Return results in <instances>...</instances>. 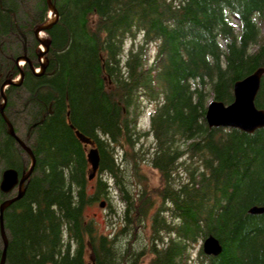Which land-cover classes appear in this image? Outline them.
Returning a JSON list of instances; mask_svg holds the SVG:
<instances>
[{
    "label": "trees",
    "instance_id": "trees-1",
    "mask_svg": "<svg viewBox=\"0 0 264 264\" xmlns=\"http://www.w3.org/2000/svg\"><path fill=\"white\" fill-rule=\"evenodd\" d=\"M50 3L43 72L3 93V115L34 158L21 198L2 213L4 264H139L147 254L149 264H264V128L246 135L204 122L209 103L229 106L233 85L264 69V0ZM47 12L45 0H0V85L17 77L16 29L42 26ZM141 100L154 106L145 134L135 127ZM253 105L264 112V75ZM74 131L96 150L93 186ZM147 137L152 154L139 143ZM143 163L158 174L154 194L138 187ZM29 165L0 117V174L20 178ZM110 193L122 225L100 235L83 210ZM14 196L0 193V204ZM209 237L221 252L199 248L191 259Z\"/></svg>",
    "mask_w": 264,
    "mask_h": 264
},
{
    "label": "water",
    "instance_id": "water-1",
    "mask_svg": "<svg viewBox=\"0 0 264 264\" xmlns=\"http://www.w3.org/2000/svg\"><path fill=\"white\" fill-rule=\"evenodd\" d=\"M45 2L48 12L53 15V20L47 22L44 26L38 27L34 32L35 35H38V33H46L57 20L56 11L51 5L50 0H45ZM8 13L11 14L10 11H8ZM42 46L44 47V52H47L48 43H43ZM39 57H41V55ZM43 70L44 68L40 67L39 73L34 75H41ZM263 75L264 69H258L242 81L235 83L232 87L233 101L229 106L225 107L220 103H209L204 114V122L206 127L208 129L236 130L246 135H250L258 130L263 129L264 112L256 110L253 105L255 96L259 89L260 80ZM22 78L23 75L20 73L18 79L15 82L5 81L0 85V117L7 127L9 137L15 140L19 149L25 154L30 164L28 171L20 178H18V175L12 170H5L0 174V193L2 195H7L15 190V196L13 198L0 204V241L2 243L0 264H4L5 249L7 246L2 225V213L12 203L18 201L21 198L23 194V186L30 177L34 165V158L29 148H27L15 136L13 128L3 115V109L6 103L5 97L3 95L4 91L9 87H18L22 81ZM70 130H73L72 127H70ZM74 136L81 145L89 147L85 157L86 162L90 167L87 181L91 182L98 167V157L96 150L93 148V143L81 136L78 132L74 131ZM248 213L250 215L256 216L261 215L263 210L252 208ZM201 251L206 256L215 257L221 252V247L215 239L209 237L202 242Z\"/></svg>",
    "mask_w": 264,
    "mask_h": 264
},
{
    "label": "rangeland",
    "instance_id": "rangeland-1",
    "mask_svg": "<svg viewBox=\"0 0 264 264\" xmlns=\"http://www.w3.org/2000/svg\"><path fill=\"white\" fill-rule=\"evenodd\" d=\"M50 17H52L53 20V15H50L49 12L46 13V22H49ZM51 20V21H52ZM42 41L44 42L46 40V37L44 34H42ZM45 39V40H44ZM46 43V42H44ZM141 39L138 37L135 41V45H140ZM132 43L130 41H127L124 44V52H123V62L125 61V55L126 53L131 49ZM39 48L44 51V47L42 45L39 46ZM155 54V49L151 45L145 48L144 51V59H145V66L148 68L151 65V62L153 61ZM40 63H44L42 57L39 58ZM39 70V69H38ZM17 78V77H16ZM16 78L13 80V82L16 81ZM137 117L135 120V127L139 132L142 134H145L148 132V119L150 115L152 114L154 110V106L151 105V103L146 102L145 100H141L139 102V105L137 106ZM20 125L17 126V128L20 129ZM140 144H142L143 148L142 151L144 152H151L153 150V140L150 137H147L146 139H143L142 141H139ZM138 144L135 147V152L139 151V145ZM123 149L126 152H131L129 148H126V146H123ZM120 158V157H119ZM147 156H145L144 160H147ZM129 159V158H128ZM139 170V175H141L144 178V181L138 184V187H146L147 190H149L152 194L156 192V190L160 187L159 184V178L158 174L156 171L150 169L145 163L141 164ZM89 173V169L86 172V174ZM94 177L91 180V186H93V183L95 181ZM146 184V185H145ZM15 193V190L11 192L9 195H12ZM88 193H92V190H90ZM151 194V195H152ZM153 198H155L154 195H152ZM155 204H158V201H155ZM121 206L118 202V196L115 193H110L108 195V203L104 202L103 200H100L99 202H95L87 207L84 208L83 210V216L86 221H92L94 223V226L97 230V232L100 235H107L109 232H111L109 229H116V228H121L122 222H121ZM119 225V226H118ZM147 230H145L144 236L147 234ZM200 244H196L192 247L191 249V259L195 258L196 251L200 248ZM151 259L150 255L144 256L139 264H149V261Z\"/></svg>",
    "mask_w": 264,
    "mask_h": 264
},
{
    "label": "flooded vegetation",
    "instance_id": "flooded-vegetation-1",
    "mask_svg": "<svg viewBox=\"0 0 264 264\" xmlns=\"http://www.w3.org/2000/svg\"><path fill=\"white\" fill-rule=\"evenodd\" d=\"M37 28L38 27L30 29L27 26L22 28V30L16 29V42L20 44V49L12 54L9 59L12 60L13 68L17 72V76H19L20 73L24 75L26 72H30L34 75L36 70L45 63L46 53L43 52L39 46L46 42V40L42 42L41 39L37 37V34L35 35L34 32ZM40 55L44 61L43 64L40 63ZM6 59L9 61L7 57Z\"/></svg>",
    "mask_w": 264,
    "mask_h": 264
},
{
    "label": "bare ground",
    "instance_id": "bare-ground-1",
    "mask_svg": "<svg viewBox=\"0 0 264 264\" xmlns=\"http://www.w3.org/2000/svg\"><path fill=\"white\" fill-rule=\"evenodd\" d=\"M50 19L52 20V17H50ZM38 38L41 39V41H42V34H39ZM44 40H45V39H44ZM42 42H43V41H42Z\"/></svg>",
    "mask_w": 264,
    "mask_h": 264
}]
</instances>
